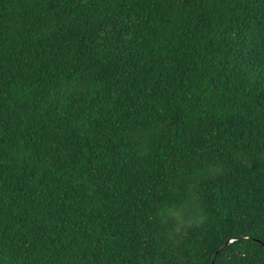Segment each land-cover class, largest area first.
<instances>
[{
    "label": "trees",
    "instance_id": "1",
    "mask_svg": "<svg viewBox=\"0 0 264 264\" xmlns=\"http://www.w3.org/2000/svg\"><path fill=\"white\" fill-rule=\"evenodd\" d=\"M0 264H264V0H0Z\"/></svg>",
    "mask_w": 264,
    "mask_h": 264
},
{
    "label": "water",
    "instance_id": "2",
    "mask_svg": "<svg viewBox=\"0 0 264 264\" xmlns=\"http://www.w3.org/2000/svg\"><path fill=\"white\" fill-rule=\"evenodd\" d=\"M213 258H214V256H213Z\"/></svg>",
    "mask_w": 264,
    "mask_h": 264
}]
</instances>
